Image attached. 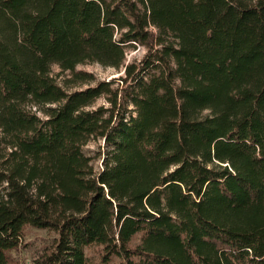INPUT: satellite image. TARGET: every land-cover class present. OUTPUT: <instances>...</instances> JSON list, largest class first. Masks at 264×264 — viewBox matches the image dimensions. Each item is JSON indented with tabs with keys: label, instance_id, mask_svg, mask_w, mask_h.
Instances as JSON below:
<instances>
[{
	"label": "trees",
	"instance_id": "16d2710c",
	"mask_svg": "<svg viewBox=\"0 0 264 264\" xmlns=\"http://www.w3.org/2000/svg\"><path fill=\"white\" fill-rule=\"evenodd\" d=\"M25 225L29 264H264V0H0V264Z\"/></svg>",
	"mask_w": 264,
	"mask_h": 264
},
{
	"label": "rangeland",
	"instance_id": "374dc122",
	"mask_svg": "<svg viewBox=\"0 0 264 264\" xmlns=\"http://www.w3.org/2000/svg\"><path fill=\"white\" fill-rule=\"evenodd\" d=\"M144 53V50L141 46H137L135 49H131L127 56L126 60L138 59ZM78 69H85L89 72H92L96 79H112V77L117 76L120 72H117L115 69L110 67H104L98 63L84 64L77 67ZM53 73H57L59 68L57 66L52 67ZM57 80L60 77H56ZM103 98L97 100V104L102 103ZM103 146L101 139H91L86 145L83 146V151L91 156L93 159V164L95 168H100L101 160L98 156V150ZM56 234L54 231L46 228H37L31 225H25L22 230V240L21 246L16 249L10 250L8 253L10 257L16 261L18 264H29L34 258L45 252L49 249L53 243V239ZM96 247H92L87 250L88 254L97 256Z\"/></svg>",
	"mask_w": 264,
	"mask_h": 264
}]
</instances>
